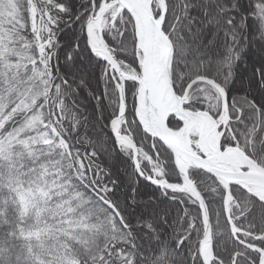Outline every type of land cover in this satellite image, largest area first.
Masks as SVG:
<instances>
[{"label":"snow or ice","instance_id":"obj_1","mask_svg":"<svg viewBox=\"0 0 264 264\" xmlns=\"http://www.w3.org/2000/svg\"><path fill=\"white\" fill-rule=\"evenodd\" d=\"M0 264H264V0H0Z\"/></svg>","mask_w":264,"mask_h":264}]
</instances>
